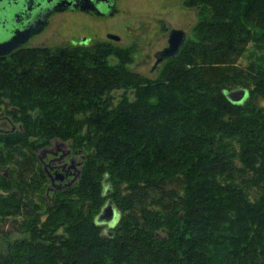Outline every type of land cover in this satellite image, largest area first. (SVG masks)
Segmentation results:
<instances>
[{
  "label": "trees",
  "instance_id": "1",
  "mask_svg": "<svg viewBox=\"0 0 264 264\" xmlns=\"http://www.w3.org/2000/svg\"><path fill=\"white\" fill-rule=\"evenodd\" d=\"M190 1L206 10L197 42L156 79L129 67V48L107 45L0 58V112L17 127L0 132V264H264V50L263 68L238 66L264 45V0ZM235 88L249 92L243 105L226 96ZM54 141L86 159L40 222L20 182L28 171L46 180L33 168ZM110 197L121 219L104 236L93 218ZM77 214L80 226L55 225ZM14 216L27 236L10 241Z\"/></svg>",
  "mask_w": 264,
  "mask_h": 264
},
{
  "label": "rangeland",
  "instance_id": "2",
  "mask_svg": "<svg viewBox=\"0 0 264 264\" xmlns=\"http://www.w3.org/2000/svg\"><path fill=\"white\" fill-rule=\"evenodd\" d=\"M117 12L113 17L108 19L93 18L81 13L65 12L57 14L52 18L50 26L43 31L37 38L33 39L29 46L40 48H71L74 51L85 52L88 49L95 48L97 45H107L110 48L116 49H130L132 51V62L129 67L136 73L143 75L149 79H156L161 73L164 65H160L155 72H152L155 64V54L162 51L167 45V39L172 29L183 30L187 34V41L197 42L195 28L204 20L206 11L201 6L191 4L190 0H116ZM109 35H116L120 37V42H115L108 39ZM84 39H88L87 45H81L80 42ZM260 45L250 44L249 48L244 53V56L239 59L238 66L244 67L250 63V60L257 61V68L262 67L261 56L264 50V45L258 48ZM81 50V51H80ZM116 61V59H115ZM118 63V61H116ZM238 88H235V90ZM250 90V89H249ZM251 91V90H250ZM232 92V91H230ZM258 104H264V101L257 98ZM7 115L0 112V129L4 131H10L14 126L10 125L7 120ZM17 129V127H15ZM49 147V146H47ZM3 150V145L0 146V153ZM75 152V151H73ZM40 153H38L39 155ZM17 156V155H16ZM19 165L23 164L21 157H16ZM27 162V161H26ZM28 164V163H27ZM8 165L13 166L8 163ZM35 165V164H34ZM21 166H18V168ZM24 168V167H23ZM40 168L39 163H36V170ZM7 169H3L1 174ZM3 175V174H2ZM34 177V173L28 171L25 174L24 182H20L24 189V202L26 196L32 199L39 205L38 215H42L41 221L46 220L47 213L50 212L51 201L56 199H62L58 195L49 194L47 197L46 192L50 187L48 180L42 181L40 187L36 186L39 179ZM31 184V185H30ZM108 190L107 196L113 192V186L111 183L103 181L102 183V195ZM67 190V189H66ZM66 190L62 191L65 192ZM12 193H16L13 191ZM6 195V194H5ZM49 199V200H48ZM107 199V200H106ZM103 200V204H107L110 198ZM113 201V200H112ZM88 202L77 203L78 209L83 211L88 209ZM54 206V205H53ZM118 207V206H117ZM118 209H120L118 207ZM102 211V210H101ZM119 211V210H118ZM101 213V212H100ZM98 216V215H97ZM93 218L94 222L97 218ZM16 216L11 217L6 221L3 231L8 233L7 240L15 241L17 239H23L27 235L21 233L18 229L19 224L15 221ZM19 221L21 217H17ZM83 220L80 214H77L72 222L69 221H57L56 226H80ZM60 222H63L59 225ZM96 223V222H95ZM102 235L113 236V230L109 229L107 225L102 226ZM77 235V234H76ZM158 236L165 238L166 235L162 231L158 232ZM6 240L0 237V250H5Z\"/></svg>",
  "mask_w": 264,
  "mask_h": 264
},
{
  "label": "flooded vegetation",
  "instance_id": "3",
  "mask_svg": "<svg viewBox=\"0 0 264 264\" xmlns=\"http://www.w3.org/2000/svg\"><path fill=\"white\" fill-rule=\"evenodd\" d=\"M165 1H176V0H165ZM63 3H65L66 5L63 6L62 5ZM83 7L87 9L82 10ZM65 12L81 13L86 16L97 18L98 20L108 19L110 17H113L117 12V1L116 0H35L33 3L28 5L26 3V0H19L14 3H9L8 5L0 4V36L6 35L7 33L5 31L11 32L14 28L25 30L29 27H34L36 26L35 23L37 22V20L40 19V17L38 18V16H42L44 17L45 20L43 26H41L38 30L31 31L26 43L16 51L21 49L40 48V47H31L29 46V44L33 39L37 38L43 31H45L50 26L52 18L55 15L62 14ZM7 16L9 17V19L6 18L4 20L3 18ZM173 30L175 29H172L171 31ZM8 36L9 34L6 37ZM168 40L169 37L167 39V45L165 48L168 47ZM120 41L121 39L118 42ZM88 42H89L88 39L87 40L84 39L80 42V44L87 45ZM162 51L157 52L154 56L155 64L153 66L152 72H155L160 65L167 62L165 61L164 63L157 64L159 55ZM15 129L16 128L14 126L12 128V131H14ZM0 132H10V131H4L0 129ZM39 153H40L39 155L37 154V159L40 168L42 169V172L46 176V180H48L50 185V187L46 192L47 197H49L50 193L56 195L59 192L69 189L78 182L79 177L81 176L84 161L86 159V155L83 153V151L78 150L77 152H73V150L70 148L68 144L62 143L60 141H54L49 147L44 148ZM54 204H55V200L53 198V200L51 201V206H53Z\"/></svg>",
  "mask_w": 264,
  "mask_h": 264
},
{
  "label": "water",
  "instance_id": "4",
  "mask_svg": "<svg viewBox=\"0 0 264 264\" xmlns=\"http://www.w3.org/2000/svg\"><path fill=\"white\" fill-rule=\"evenodd\" d=\"M19 0H0V4L8 5ZM35 0H26L30 5ZM66 5L65 3L62 4ZM71 5V4H70ZM79 6V4H78ZM87 8H82L86 10ZM29 11V10H28ZM40 19L35 23L36 26L29 27L25 30L14 28L11 32L5 31L7 34L0 36V58L9 56L12 52L21 48L27 41L31 31L38 30L43 26L44 17L38 16ZM9 17L3 18L4 20ZM9 34L8 37H6ZM108 39L118 42L120 37L116 35H109ZM187 41V34L183 30H173L169 35L168 47L165 48L159 55L157 64L164 63L165 61L174 59L180 53L181 49ZM226 96L234 105H243L249 99V92L245 89H239L232 92H226ZM108 190L106 189L104 196H107ZM121 219V213L117 210L114 204L109 201L103 208L102 213L97 217L96 223L100 226L107 225L109 229H114Z\"/></svg>",
  "mask_w": 264,
  "mask_h": 264
}]
</instances>
